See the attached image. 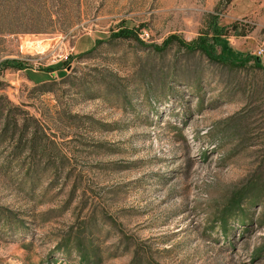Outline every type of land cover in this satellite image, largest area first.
I'll list each match as a JSON object with an SVG mask.
<instances>
[{
	"label": "rangeland",
	"instance_id": "rangeland-1",
	"mask_svg": "<svg viewBox=\"0 0 264 264\" xmlns=\"http://www.w3.org/2000/svg\"><path fill=\"white\" fill-rule=\"evenodd\" d=\"M0 264H264V0H0Z\"/></svg>",
	"mask_w": 264,
	"mask_h": 264
},
{
	"label": "built area",
	"instance_id": "built-area-1",
	"mask_svg": "<svg viewBox=\"0 0 264 264\" xmlns=\"http://www.w3.org/2000/svg\"><path fill=\"white\" fill-rule=\"evenodd\" d=\"M73 51H74V49H70V51H68V52L66 53V55L63 56L64 59L68 61V60L70 59V57H71ZM259 53L262 54V51H260Z\"/></svg>",
	"mask_w": 264,
	"mask_h": 264
},
{
	"label": "trees",
	"instance_id": "trees-1",
	"mask_svg": "<svg viewBox=\"0 0 264 264\" xmlns=\"http://www.w3.org/2000/svg\"><path fill=\"white\" fill-rule=\"evenodd\" d=\"M253 57L256 59L257 63L260 64V62H261V57H260V56H253ZM15 63H16V62H15ZM16 64H18V63H16Z\"/></svg>",
	"mask_w": 264,
	"mask_h": 264
},
{
	"label": "crops",
	"instance_id": "crops-1",
	"mask_svg": "<svg viewBox=\"0 0 264 264\" xmlns=\"http://www.w3.org/2000/svg\"><path fill=\"white\" fill-rule=\"evenodd\" d=\"M52 72H54V71H52Z\"/></svg>",
	"mask_w": 264,
	"mask_h": 264
}]
</instances>
